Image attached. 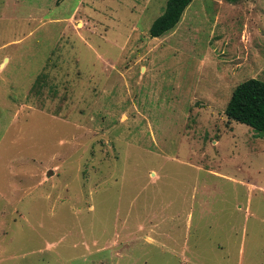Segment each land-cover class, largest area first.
Segmentation results:
<instances>
[{
  "label": "rangeland",
  "instance_id": "obj_1",
  "mask_svg": "<svg viewBox=\"0 0 264 264\" xmlns=\"http://www.w3.org/2000/svg\"><path fill=\"white\" fill-rule=\"evenodd\" d=\"M165 3L0 0V264H264V0Z\"/></svg>",
  "mask_w": 264,
  "mask_h": 264
},
{
  "label": "trees",
  "instance_id": "obj_2",
  "mask_svg": "<svg viewBox=\"0 0 264 264\" xmlns=\"http://www.w3.org/2000/svg\"><path fill=\"white\" fill-rule=\"evenodd\" d=\"M191 1L166 0L162 13L152 21L149 27V35L159 37L173 29ZM224 113L228 119L244 123L264 134V81L251 77L238 83L231 92Z\"/></svg>",
  "mask_w": 264,
  "mask_h": 264
},
{
  "label": "water",
  "instance_id": "obj_3",
  "mask_svg": "<svg viewBox=\"0 0 264 264\" xmlns=\"http://www.w3.org/2000/svg\"><path fill=\"white\" fill-rule=\"evenodd\" d=\"M51 173H52V171H51V170H49L48 174H51Z\"/></svg>",
  "mask_w": 264,
  "mask_h": 264
}]
</instances>
